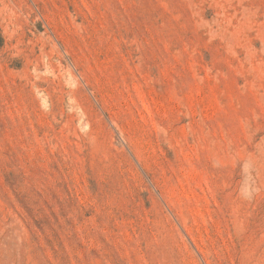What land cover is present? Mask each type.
<instances>
[{
  "label": "rangeland",
  "instance_id": "1",
  "mask_svg": "<svg viewBox=\"0 0 264 264\" xmlns=\"http://www.w3.org/2000/svg\"><path fill=\"white\" fill-rule=\"evenodd\" d=\"M0 264H264V0H0Z\"/></svg>",
  "mask_w": 264,
  "mask_h": 264
}]
</instances>
